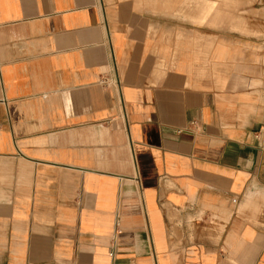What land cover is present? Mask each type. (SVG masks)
I'll use <instances>...</instances> for the list:
<instances>
[{
  "label": "crops",
  "instance_id": "crops-1",
  "mask_svg": "<svg viewBox=\"0 0 264 264\" xmlns=\"http://www.w3.org/2000/svg\"><path fill=\"white\" fill-rule=\"evenodd\" d=\"M0 264H264V0H0Z\"/></svg>",
  "mask_w": 264,
  "mask_h": 264
}]
</instances>
